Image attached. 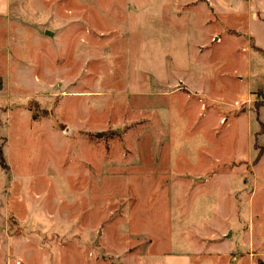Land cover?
I'll list each match as a JSON object with an SVG mask.
<instances>
[{"label":"rangeland","instance_id":"obj_1","mask_svg":"<svg viewBox=\"0 0 264 264\" xmlns=\"http://www.w3.org/2000/svg\"><path fill=\"white\" fill-rule=\"evenodd\" d=\"M5 1L0 264H250L264 0Z\"/></svg>","mask_w":264,"mask_h":264},{"label":"crops","instance_id":"obj_2","mask_svg":"<svg viewBox=\"0 0 264 264\" xmlns=\"http://www.w3.org/2000/svg\"><path fill=\"white\" fill-rule=\"evenodd\" d=\"M7 0L5 1V8L4 11L8 9V5H7ZM256 46V45H255ZM259 47V46H258ZM260 48V47H259ZM264 51V50H262ZM256 134V132H252V134L250 135V137H252V135ZM255 139L257 140V138L255 137ZM247 162V161H244ZM211 240L213 239H206V247H204L203 252L206 253L207 255H209V257H211L210 255H213V253L223 256H231V255H236V254H232L231 250L227 249H223L222 248V253L219 252L217 249H215V251H212V242ZM214 249V248H213ZM248 260L250 264H254V262H258V260L260 261L259 258H261L264 255V241H260V240H256V239H249V251H248ZM264 257V256H263ZM163 264H191V255L187 254V253H183V252H179V253H175L174 255H167L164 258V262Z\"/></svg>","mask_w":264,"mask_h":264},{"label":"built area","instance_id":"obj_3","mask_svg":"<svg viewBox=\"0 0 264 264\" xmlns=\"http://www.w3.org/2000/svg\"><path fill=\"white\" fill-rule=\"evenodd\" d=\"M255 103H261L264 105V97L259 96L258 98L255 99Z\"/></svg>","mask_w":264,"mask_h":264},{"label":"trees","instance_id":"obj_4","mask_svg":"<svg viewBox=\"0 0 264 264\" xmlns=\"http://www.w3.org/2000/svg\"><path fill=\"white\" fill-rule=\"evenodd\" d=\"M253 48H254V47H253ZM259 105H260V104H259ZM262 105H263V104H262ZM254 149H256V150L258 151V148H255V147H254ZM259 158H260V157H259V153H257V155H256V157H255V159H254L253 162H254V163L257 162V161L259 160Z\"/></svg>","mask_w":264,"mask_h":264},{"label":"water","instance_id":"obj_5","mask_svg":"<svg viewBox=\"0 0 264 264\" xmlns=\"http://www.w3.org/2000/svg\"><path fill=\"white\" fill-rule=\"evenodd\" d=\"M45 34L49 35L50 33L48 31H46Z\"/></svg>","mask_w":264,"mask_h":264}]
</instances>
